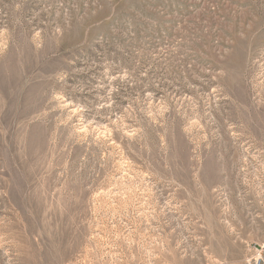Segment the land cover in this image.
I'll return each instance as SVG.
<instances>
[{
    "label": "rangeland",
    "instance_id": "rangeland-1",
    "mask_svg": "<svg viewBox=\"0 0 264 264\" xmlns=\"http://www.w3.org/2000/svg\"><path fill=\"white\" fill-rule=\"evenodd\" d=\"M263 243L264 0H0V264Z\"/></svg>",
    "mask_w": 264,
    "mask_h": 264
},
{
    "label": "built area",
    "instance_id": "built-area-1",
    "mask_svg": "<svg viewBox=\"0 0 264 264\" xmlns=\"http://www.w3.org/2000/svg\"><path fill=\"white\" fill-rule=\"evenodd\" d=\"M245 264H264V243L255 247V253L246 258Z\"/></svg>",
    "mask_w": 264,
    "mask_h": 264
}]
</instances>
